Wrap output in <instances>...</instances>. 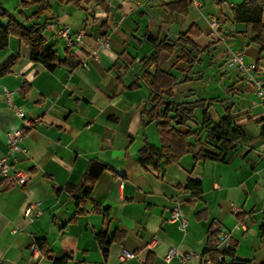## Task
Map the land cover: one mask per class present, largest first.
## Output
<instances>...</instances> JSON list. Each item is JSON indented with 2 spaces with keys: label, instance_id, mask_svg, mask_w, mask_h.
<instances>
[{
  "label": "crops",
  "instance_id": "0c3cea01",
  "mask_svg": "<svg viewBox=\"0 0 264 264\" xmlns=\"http://www.w3.org/2000/svg\"><path fill=\"white\" fill-rule=\"evenodd\" d=\"M46 1L48 8L32 18L36 5L22 8L20 0H0V13L40 28L45 47L63 62L48 70L31 61L15 37L0 51V64L9 56L18 58L0 77V158L8 152L11 128L22 127L3 90L13 93L12 103L28 119L38 121L24 133L26 152L14 155V168L27 175L25 184L0 178L1 264H53L52 259L61 264H178L164 262L169 248L191 254L185 264H207L215 227L230 232L228 242L216 246L225 264H262L264 100L227 65L229 52H240L264 89V53L253 43L252 29L232 20V10L244 0H198V8L192 0ZM212 18L219 21L223 42L210 33ZM62 27L84 30L72 50L55 37ZM149 37L174 47L149 62L154 53ZM98 39L109 46L94 60ZM156 71L173 77L169 95H159V111L162 104L179 111L194 108L177 131H197L202 146L208 134L205 111L213 126L229 113L233 126L244 131L246 140L237 144L228 163L195 162L184 155L174 163L141 165L145 145L160 148L156 124L146 116L153 107L148 78ZM91 164L106 167L88 199L77 206L70 189L79 186ZM188 179L199 181L198 196L185 189ZM175 206L186 221L184 231L168 221ZM100 234L112 239L106 257L95 239ZM39 240L48 256L37 245V252L30 250ZM123 250L134 258L120 261Z\"/></svg>",
  "mask_w": 264,
  "mask_h": 264
},
{
  "label": "trees",
  "instance_id": "16d2710c",
  "mask_svg": "<svg viewBox=\"0 0 264 264\" xmlns=\"http://www.w3.org/2000/svg\"><path fill=\"white\" fill-rule=\"evenodd\" d=\"M20 1L22 8H28L34 5L38 7L32 18H38L48 8L46 0ZM263 14L264 0H244L242 4L232 10V20L235 24H241L252 29L254 35L253 43L259 47L261 54L264 53ZM1 20H6V23H1ZM10 37H15L26 46L31 61L43 64L50 71L63 63L57 59L54 51L45 47L40 28L34 25L27 26L24 22L19 23L14 17L2 11L0 13V51L7 48ZM183 37L185 38L186 35L180 36L179 41ZM148 39L154 47V53L148 60L149 62L156 61L161 51H172L174 47L164 43L157 44L151 37ZM183 59L190 64L192 63L184 57V54ZM17 61L18 58L16 56H9L3 61L0 64V77L9 73ZM148 79L153 107L146 112V116L149 118V121H154L156 124L160 148L155 149L149 145H145L140 151V158L138 160L141 165L154 164L160 160H164L166 163H174L184 155H190L195 162L208 160L217 163H228L237 144L246 140L244 131L233 126L229 113L215 126L206 119V111L203 113V121L208 130V134L206 136V142L200 146L198 145L197 131L189 130L185 133L177 131L179 126L186 125L188 120L191 119L193 107L186 106V108L179 111L177 108H173L171 104H162L163 110L159 111V95L163 93L169 95L168 89L172 84L173 77L161 71H156ZM190 139H192V142L189 141ZM105 167L103 165L91 164L81 178L79 186L76 189H70L71 196L75 199L77 206L82 205L88 199L94 183ZM185 189L191 191V195L196 197L200 193V183L199 181L188 179ZM77 212L80 213L81 211L78 210ZM212 236H214V239L206 252L208 259L211 264H225L222 256L216 249V233L213 232ZM95 239L103 257H106L112 239H107L101 234L97 235ZM36 245L43 256L49 255L43 241H36ZM52 262L53 264H61L63 261L52 259ZM231 264L246 263L234 260Z\"/></svg>",
  "mask_w": 264,
  "mask_h": 264
},
{
  "label": "built area",
  "instance_id": "2783aa9c",
  "mask_svg": "<svg viewBox=\"0 0 264 264\" xmlns=\"http://www.w3.org/2000/svg\"><path fill=\"white\" fill-rule=\"evenodd\" d=\"M192 5L195 8L199 7L198 0H192ZM209 30L212 36H215L217 40L223 42V38L219 35V21L216 18H212L208 21ZM55 37L62 40L65 44V47L68 50H72L75 43H81L82 38L84 37V30L80 29L76 32H71L68 27H62L55 32ZM97 49L92 52V58L94 60H98V51L105 50L108 48L109 43L105 39H98L97 40ZM228 67L234 69L239 76L244 80L245 83L251 84L254 86L256 90L257 96L264 100V89L262 83L257 81L254 77V66L245 64L243 60V56L240 52H229L228 57ZM3 96L5 102L8 106L12 109L14 115L18 120L21 121L22 127L21 128H11L8 134V152L5 154L4 157L0 158V178L6 180L8 184H19L24 185L27 179V175L25 172L15 169L14 165L16 160L14 155L18 153H25V148H23L22 142L24 139V133L27 130H30L34 126L38 124L37 120H30L26 117L25 111L21 107H17L12 103V96L13 93L3 90ZM120 188H122V184H120ZM33 206L27 208L24 212L25 216L30 217ZM169 222H177L179 229L184 231L186 226V221L180 212V210L175 206L171 214L169 216ZM214 232L217 235L216 246L220 244H224L228 242L230 238V232L222 230L219 227L214 228ZM30 250L32 253L38 251L36 244H31ZM134 258V254L123 250L119 255L120 261H127ZM191 258V254L182 255L176 249L169 248L165 255H164V262L169 263L170 261H177L178 264H185ZM207 264H211V262L207 259ZM1 264V260H0Z\"/></svg>",
  "mask_w": 264,
  "mask_h": 264
}]
</instances>
